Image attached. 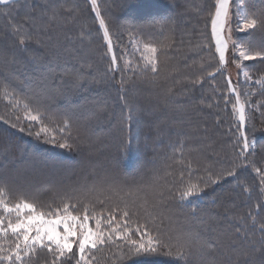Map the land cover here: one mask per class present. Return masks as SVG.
<instances>
[{
	"label": "trees",
	"instance_id": "trees-1",
	"mask_svg": "<svg viewBox=\"0 0 264 264\" xmlns=\"http://www.w3.org/2000/svg\"><path fill=\"white\" fill-rule=\"evenodd\" d=\"M23 1L0 4V18L7 16L3 10ZM118 1L100 0L99 6L109 10L119 25H124L122 18L131 9L138 12L126 23L156 47L153 69L113 61L91 4L62 0L63 7L72 9L62 10V16L52 20L43 12V21L38 19L39 23L64 22L57 32H44L48 41L40 48L53 59L62 55L64 66L86 60L77 70L83 73L86 68L91 76L62 72L61 79L50 82L48 104L37 103L32 91H24L22 86L30 89L32 79L17 74L22 70L27 75L26 62L20 63L29 54L38 57L39 49L31 50L40 40L36 29L29 25L26 34L32 33L33 40L21 41L27 23L24 11L16 19L0 22V49L10 46L13 51L10 57H0V72L8 71L10 61L16 68L9 79L0 80V155L9 141L16 144V160L19 147L27 144L29 177L37 179L41 167L47 175L46 184L31 193L47 198L32 201L40 208L50 210L57 196L70 200L71 211L108 217L116 212L117 219L125 216L124 223L131 226L128 237L98 244L84 260L77 247L58 255L48 247L35 246L17 264H264V0H241L247 20L254 25L233 35L229 46L232 50L239 42L261 54L242 64L249 72L246 86L241 83L247 90L242 98L250 107L243 126L210 37L217 0H122L124 4L117 5ZM41 4L34 2L32 9ZM54 37L65 39L55 50H48L55 46ZM79 37L85 41L73 44ZM166 71L174 77L166 79ZM60 80L62 93L75 95L70 96L69 106L55 110L60 97L55 96L59 91L54 83ZM129 80L145 85L143 101H130ZM76 84L80 88H74ZM8 90L10 95L4 94ZM15 94L38 111L52 104L46 110L51 122L45 133L36 121L17 120L18 107L8 98L14 100ZM42 160L46 166L39 165ZM196 183L199 191L182 198ZM15 185L0 180V196L28 201ZM143 233L155 246L137 251L133 243L145 239Z\"/></svg>",
	"mask_w": 264,
	"mask_h": 264
},
{
	"label": "rangeland",
	"instance_id": "rangeland-1",
	"mask_svg": "<svg viewBox=\"0 0 264 264\" xmlns=\"http://www.w3.org/2000/svg\"><path fill=\"white\" fill-rule=\"evenodd\" d=\"M87 1L91 4L93 14L98 18V27L103 37L102 42L104 45L108 46L112 60H115L119 65L123 64L131 66L132 63H141L142 65H145V68L153 69V65L156 62V47L153 44L146 42L132 25L126 23L127 19L132 18L131 14L138 12L131 9L128 16H123L122 18V24L124 25H119V21L114 18L109 10L101 9L99 6L100 0ZM34 2H41L42 4L39 7L32 9ZM122 4H124L122 0L117 2V5ZM69 9L72 8L62 6V0H56V2H54V0H24L22 3H18L16 6L5 9L2 12L7 16H4L3 19L0 18V22L5 24L10 19H16L19 11H24L25 13L23 16L26 18L27 23H25L26 27L20 37L21 41H28L29 39L33 40L32 33L26 34L29 25L36 29L38 39L40 38L39 41H34V43L38 44H34L31 48L32 51H35L37 48L39 49L38 57L34 58L29 54L28 60L20 63V65H22L26 62L24 68L27 75L22 74V70L17 73L22 78L29 79L30 77L32 79V82L28 83L31 90L23 86L22 88L24 91H32L34 100L37 103H50V100L47 98L52 88L50 82L52 79L53 81L61 79L60 76L62 75V72L73 71L76 72L77 76L90 73L91 76V72L86 68L83 69L85 71L83 73L81 70H77V68L82 67V62L86 63V60L73 62L71 63V66H67V64L66 67L62 65V55L59 54L57 59H53L47 52H44V50L40 48L43 46L39 45L48 41L44 32L53 30L57 32L59 28L64 25V22L62 21L55 24H49L47 22L39 23L38 19L40 22L43 21L40 19L42 13L45 12V18L52 20V18H56V16L61 17L62 10ZM48 13L51 15L57 14L52 17ZM75 13H77V15L80 14L77 10H75ZM246 17L247 13L245 11L244 2L241 0H237L236 2L229 0L227 9L226 3L225 5L224 3L219 5L216 3L210 23L211 41L215 52L225 69L230 90L235 96L234 108L236 110L238 121L242 126L245 124L246 117H249L250 115L249 102L242 98V95L246 93L247 90L246 87L241 86V83L243 86H246L245 82L249 80V72L242 64L245 61H251L261 56V54L252 53L239 42H236L235 48L230 50L229 46L231 45L233 35L235 37L239 32L242 33L248 27L254 25V23L248 21ZM245 20L248 24L244 22ZM16 22L17 21L14 20L15 26H17ZM54 38L55 46H49L48 50H55L58 47V42L60 43L65 39L63 37ZM67 39L69 42L75 40L70 38ZM76 39L77 41L73 42L75 45L78 41L83 40L82 37ZM84 41L85 40H83V42ZM88 42L89 40L87 39V43ZM11 48L12 47L10 46H4L3 49H0V57L5 54L10 57L13 54ZM71 49L74 50L75 47H72ZM58 50L61 53L62 47H59ZM91 57L92 55L89 59ZM15 69V62L10 61L7 66L8 71L0 72V80L9 79L11 77L10 71ZM58 72H60V74H58ZM164 74L166 79L174 77L170 71H166ZM129 82H132V91L129 93L130 101L133 102L136 98L142 100L145 95L144 91H146V89H144L145 85L137 86L136 81L133 80H129ZM62 83V80H60L58 84L57 82L54 83L55 88L59 91H56L55 96H58L57 98L60 97L58 103L54 104L55 110L69 106V103H72L70 96L75 95V92L70 94L64 91L62 93ZM2 87L3 85H0V88ZM74 88H80V84H76ZM4 94L10 95V90L4 91ZM12 96L16 98L14 100L11 96H8V98L13 106L18 107L16 112L17 120L36 121L41 124V132L45 133L46 126H49V123L51 122L49 121L50 112H47L46 110H49L52 104L46 107V109L38 111L31 108L27 104V101L22 100L18 95L15 94ZM26 99L38 108H41L34 100L29 97ZM70 110L75 111L76 109ZM44 111H46V115ZM8 145L9 146L5 149L4 153L2 152V155H0V180L10 187L16 183L17 185L15 186H18L19 189H21L22 195L28 199V201L16 199L15 202V200L10 199L6 194L0 196V262H4L3 264H17L24 259L35 246L48 247L56 251L58 255H61L64 251L70 250L72 247H77L78 253L81 254V257L84 260L89 251L95 248L98 244L103 243L112 237H128V229L131 226L124 223V221H126L125 216H120V218L117 219L119 215H117L116 212H113V216L111 217H108L105 213L88 216L87 213L80 212L79 214V212H76L75 209L72 208V210L77 213L75 214L69 207H67L70 200L58 198L57 196L52 201L50 210L42 209L37 204L33 203L36 202V200H40L41 202L47 200V198H35V196L31 194L33 189H36L34 187L37 186L41 189V184H46L47 175L43 173L45 168H38L41 172L38 173L40 175L37 176V174V179L35 180L31 179L29 177L31 165L24 157V155L27 154L24 152L25 148L28 147L27 144L24 142V144L19 147L18 159L16 160H13L16 152V144H12L8 141ZM244 151H247L246 144H244ZM31 152L32 151H30L29 154ZM20 155H22V162L19 163ZM39 165L46 166L45 161L42 160ZM19 171V175H21L18 180L16 179V176ZM197 187V183L191 185L189 189L183 192L182 198L188 197L193 192H198L199 190L196 189ZM11 191L13 192V190ZM103 215H106L104 218H109V221H105ZM114 216H116V219L112 218ZM134 229L136 231L138 230L136 227ZM141 230L145 231L143 228H141ZM144 236L146 237L145 239L141 238L133 243L137 251H147L155 246V243L150 237L143 233V237Z\"/></svg>",
	"mask_w": 264,
	"mask_h": 264
},
{
	"label": "crops",
	"instance_id": "crops-1",
	"mask_svg": "<svg viewBox=\"0 0 264 264\" xmlns=\"http://www.w3.org/2000/svg\"><path fill=\"white\" fill-rule=\"evenodd\" d=\"M10 1H13V0H0V4H2V3H6V2H10ZM228 2H229V0H218L217 1V5H219V4H223L224 3V5H225V3H226V9H227V7H228ZM217 11V10H216Z\"/></svg>",
	"mask_w": 264,
	"mask_h": 264
}]
</instances>
